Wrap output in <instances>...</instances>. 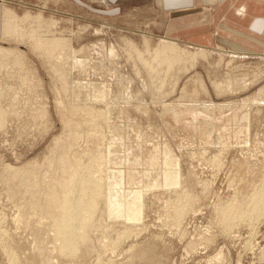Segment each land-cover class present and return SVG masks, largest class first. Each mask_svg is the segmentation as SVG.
I'll return each mask as SVG.
<instances>
[{
	"label": "rangeland",
	"instance_id": "obj_1",
	"mask_svg": "<svg viewBox=\"0 0 264 264\" xmlns=\"http://www.w3.org/2000/svg\"><path fill=\"white\" fill-rule=\"evenodd\" d=\"M148 5L0 0L23 22L0 36L21 56L0 60V264H264V214L250 210L264 187V31L259 47L180 44ZM253 19L229 21L251 33ZM163 40L207 56L170 84L142 65ZM74 161L98 193L77 252L52 222Z\"/></svg>",
	"mask_w": 264,
	"mask_h": 264
},
{
	"label": "bare ground",
	"instance_id": "obj_2",
	"mask_svg": "<svg viewBox=\"0 0 264 264\" xmlns=\"http://www.w3.org/2000/svg\"><path fill=\"white\" fill-rule=\"evenodd\" d=\"M28 18H29L28 15H26V16H24L23 19H28ZM35 19L39 25H40V23L42 25L41 18L39 16L35 17ZM19 20H21V18L19 19L16 16V14H14V12H12L6 8L4 9V12H3V21L4 22H3V29H2V36L4 39L9 38L11 36H14L15 30H16V25H18L17 23L15 25V22H17ZM21 22H22V20H21ZM24 22H25V20H24ZM53 23H55V22H53ZM48 24H52L51 21ZM33 25H34V22H33ZM46 26H47V24H46ZM49 27H50V25H49ZM30 35L28 32V36L31 37L33 39V41L35 42L34 43L35 49H37V50L38 49H42V50L44 49V51H45L47 42L39 39V37L36 36V33H34L33 36H32V34H30ZM41 42L46 43L45 46H43ZM145 44H146V42H145ZM148 46L149 45L146 44V47H144V48H146L145 53H147L148 55H151L153 57V60L150 61V65L149 64L147 65L145 62L142 64L146 68V69L144 68L147 71L146 75L149 74V76H151V77H153L155 75L156 76L161 75V77L162 76L163 77L169 76L170 78L167 77L168 80L169 79L171 80V77L173 78V76H170V75L177 76L178 78L180 76L182 78L183 74L186 73L188 70H190L191 66L194 63H196L197 60H199L200 58L205 59L207 56L201 50H200L201 52L200 51L199 52H193V53L192 52H186V51L178 48L174 43L168 42V41L164 42V40L156 48H154L153 51L150 50V48H149L150 46L149 47ZM145 53L142 54L138 51V55L141 57H144L143 55ZM6 57H9V58L15 57V60L21 58L20 53H17V52L15 53V52H12L10 50H4V49L0 48V60L2 59V61H3V59H5ZM5 60H8V59H5ZM0 64H1L0 65V69H1V68H3V66H2L1 62H0ZM194 66H195V64H194ZM228 79H229L230 84L227 87H225V89H224L225 92H228L229 89H231L230 86H232L231 77H229ZM172 80H174V79H172ZM172 80H171V82H169L170 84L172 83ZM177 80H175V81H177ZM162 81H164V80L162 79ZM175 81H174L173 85H175ZM235 82H237V81H235ZM162 84H164V83H162ZM166 84H168V83H166ZM154 85H152V86L155 87ZM172 86H171V88H172ZM199 86H201V84ZM171 88H170V90H172ZM218 89H219L218 87H215V90H218ZM170 90L168 89V91H170ZM155 91H156V89H155ZM166 91H167V89H166ZM184 93H185V91H184ZM160 94H162V93H160ZM160 94H158V95H160ZM163 94H164V92H163ZM164 95H166V92ZM53 155H54V153H53ZM56 159H57V157H56ZM50 161H52V158ZM77 162L78 161H76V163ZM48 163H49V161H48ZM53 163H55L54 160H53ZM53 163L51 162V164L49 166L53 165ZM73 163H74L73 164V170H72V173H70L72 177L70 176L71 179L68 178L69 180L67 179L68 181H66L64 184V187L67 189V191H65L66 192L65 194H68L69 197H71L70 205L67 208V212L65 214L61 215V217L58 216V219H56V217H53L52 222H54L56 225L59 224V226H60V229L58 230L57 236H60L63 239V244L65 245L64 248L70 249V250H72V252H77L79 250L80 246L82 244H84L86 241V239H85L86 235H87L86 228L88 227V221L93 216L95 207L97 206L96 203H97L98 193H97V191L93 190L94 186H93V184H90L89 181H87V184H86V182L85 183L83 182L84 179L82 180L81 176L83 175L84 172L82 170L83 173H80L81 169L79 170V168H81L79 166H82V165L79 164V166H78V164H76L75 161ZM80 174H82V175H80ZM83 177H85V176H83ZM96 187L97 186H95V189H96ZM262 187H263V185H262ZM262 187H261V189H262ZM262 192H264V187H263V190L261 191L260 194H257V196H255V195L253 196L254 198H252V201H251L252 207H250L251 208L250 210H251V212H253L255 214L254 216L256 218H257V216L260 217L262 214H264V193H262ZM59 198L60 197L55 198L53 200L52 209L50 208L51 211H53V208H54L56 202L59 200ZM66 202H67V204L69 203V200L67 198H66ZM110 203H111V205H115L114 200H111ZM252 217H253V215H252ZM229 218H232V217H229ZM230 222H231V220H230ZM227 223L229 224V222H227ZM86 244H88V242Z\"/></svg>",
	"mask_w": 264,
	"mask_h": 264
},
{
	"label": "crops",
	"instance_id": "obj_3",
	"mask_svg": "<svg viewBox=\"0 0 264 264\" xmlns=\"http://www.w3.org/2000/svg\"><path fill=\"white\" fill-rule=\"evenodd\" d=\"M148 1V10L151 16L154 15V28L161 33L163 39L192 45L201 39L213 38L214 35L217 44L223 43L227 48H234L238 40L260 46L259 36L264 31V25H261L259 12L264 9V0ZM254 9L257 11L255 15ZM3 12L4 8L0 6V36ZM246 18H254L251 28L256 27L255 32H245L243 27L229 21H243Z\"/></svg>",
	"mask_w": 264,
	"mask_h": 264
}]
</instances>
